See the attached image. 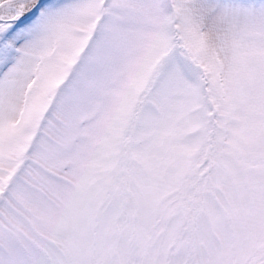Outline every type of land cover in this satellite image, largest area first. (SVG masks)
<instances>
[{
  "label": "snow or ice",
  "instance_id": "6c2138e0",
  "mask_svg": "<svg viewBox=\"0 0 264 264\" xmlns=\"http://www.w3.org/2000/svg\"><path fill=\"white\" fill-rule=\"evenodd\" d=\"M0 264H264V0H0Z\"/></svg>",
  "mask_w": 264,
  "mask_h": 264
}]
</instances>
